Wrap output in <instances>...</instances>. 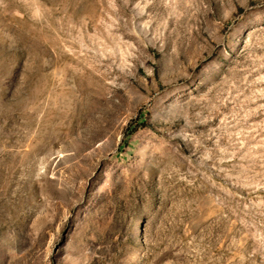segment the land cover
<instances>
[{
	"label": "rangeland",
	"instance_id": "1",
	"mask_svg": "<svg viewBox=\"0 0 264 264\" xmlns=\"http://www.w3.org/2000/svg\"><path fill=\"white\" fill-rule=\"evenodd\" d=\"M0 264H264V0H0Z\"/></svg>",
	"mask_w": 264,
	"mask_h": 264
}]
</instances>
